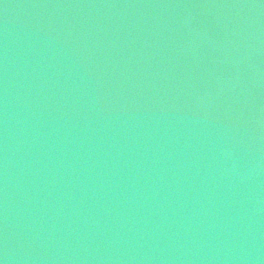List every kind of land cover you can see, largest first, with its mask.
Returning <instances> with one entry per match:
<instances>
[{"label":"water","instance_id":"obj_1","mask_svg":"<svg viewBox=\"0 0 264 264\" xmlns=\"http://www.w3.org/2000/svg\"><path fill=\"white\" fill-rule=\"evenodd\" d=\"M0 264H264V0H0Z\"/></svg>","mask_w":264,"mask_h":264}]
</instances>
